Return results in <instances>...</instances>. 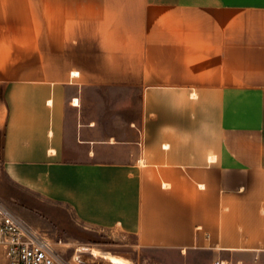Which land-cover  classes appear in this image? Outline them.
I'll return each instance as SVG.
<instances>
[{"label": "crops", "instance_id": "0c3cea01", "mask_svg": "<svg viewBox=\"0 0 264 264\" xmlns=\"http://www.w3.org/2000/svg\"><path fill=\"white\" fill-rule=\"evenodd\" d=\"M0 172L138 249L264 264V0H0Z\"/></svg>", "mask_w": 264, "mask_h": 264}, {"label": "rangeland", "instance_id": "374dc122", "mask_svg": "<svg viewBox=\"0 0 264 264\" xmlns=\"http://www.w3.org/2000/svg\"><path fill=\"white\" fill-rule=\"evenodd\" d=\"M0 199L12 210L26 208L37 219V223L28 220L34 227L48 234L53 240H61L67 244L65 257H79L83 263L110 264L105 258L94 256L89 250H79L80 246L95 247L103 252H110L128 258V264H213L207 253H197L191 257H180L176 252L155 249H138L132 235L113 238L108 233L86 228L74 218L72 211L65 205L53 204L37 197L19 186L11 183L0 172ZM81 256V257H80ZM83 259V260H82ZM85 260V261H84ZM226 264H238V256L225 257Z\"/></svg>", "mask_w": 264, "mask_h": 264}, {"label": "built area", "instance_id": "2783aa9c", "mask_svg": "<svg viewBox=\"0 0 264 264\" xmlns=\"http://www.w3.org/2000/svg\"><path fill=\"white\" fill-rule=\"evenodd\" d=\"M66 246L28 223L0 199V250L7 264H72V257H65Z\"/></svg>", "mask_w": 264, "mask_h": 264}, {"label": "bare ground", "instance_id": "6f19581e", "mask_svg": "<svg viewBox=\"0 0 264 264\" xmlns=\"http://www.w3.org/2000/svg\"><path fill=\"white\" fill-rule=\"evenodd\" d=\"M78 249L79 250H89L92 255L105 258L112 264H128L129 263L127 259H124L110 252L100 251L98 248H95V247L89 248L86 246H80ZM76 260H79L80 263H83V261H81L79 257H76ZM222 264H226V263L223 262Z\"/></svg>", "mask_w": 264, "mask_h": 264}]
</instances>
